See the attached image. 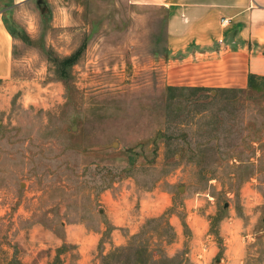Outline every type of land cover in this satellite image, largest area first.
<instances>
[{"label": "rangeland", "instance_id": "1", "mask_svg": "<svg viewBox=\"0 0 264 264\" xmlns=\"http://www.w3.org/2000/svg\"><path fill=\"white\" fill-rule=\"evenodd\" d=\"M0 14V264H264V76L196 88L159 6ZM52 53L76 58L66 83Z\"/></svg>", "mask_w": 264, "mask_h": 264}, {"label": "crops", "instance_id": "2", "mask_svg": "<svg viewBox=\"0 0 264 264\" xmlns=\"http://www.w3.org/2000/svg\"><path fill=\"white\" fill-rule=\"evenodd\" d=\"M132 1L166 10L167 48L196 88L244 89L251 75L264 76V0ZM13 67L14 37L0 14V80Z\"/></svg>", "mask_w": 264, "mask_h": 264}, {"label": "trees", "instance_id": "3", "mask_svg": "<svg viewBox=\"0 0 264 264\" xmlns=\"http://www.w3.org/2000/svg\"><path fill=\"white\" fill-rule=\"evenodd\" d=\"M50 60L55 64L56 66V73L58 76L63 80V82L66 83V81L69 78V73L68 69L70 67H73L76 64V58L71 56V57H66V58H59L56 57L55 54H50L49 55ZM255 78L256 76L251 75L249 77V84L248 87H254L255 84ZM207 90V89H204Z\"/></svg>", "mask_w": 264, "mask_h": 264}, {"label": "built area", "instance_id": "4", "mask_svg": "<svg viewBox=\"0 0 264 264\" xmlns=\"http://www.w3.org/2000/svg\"><path fill=\"white\" fill-rule=\"evenodd\" d=\"M223 23H224V24L228 23V20H224Z\"/></svg>", "mask_w": 264, "mask_h": 264}]
</instances>
